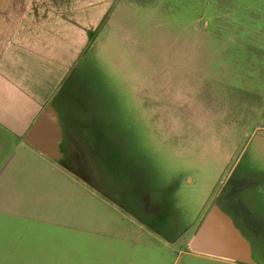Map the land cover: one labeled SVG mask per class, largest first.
Here are the masks:
<instances>
[{
  "label": "rangeland",
  "instance_id": "obj_1",
  "mask_svg": "<svg viewBox=\"0 0 264 264\" xmlns=\"http://www.w3.org/2000/svg\"><path fill=\"white\" fill-rule=\"evenodd\" d=\"M114 5L105 34L144 87L143 103L129 107L131 136L142 144L144 185L168 192L184 215L170 229L176 240L17 147L18 159L0 170V264H9L10 250L11 264H173L206 200L230 216L234 205H246L263 221L254 228L264 236V159L249 152L255 135L264 154V0ZM155 139L164 141L159 150ZM250 172L256 183L238 185ZM242 232L256 264H264V245Z\"/></svg>",
  "mask_w": 264,
  "mask_h": 264
},
{
  "label": "flooded vegetation",
  "instance_id": "obj_2",
  "mask_svg": "<svg viewBox=\"0 0 264 264\" xmlns=\"http://www.w3.org/2000/svg\"><path fill=\"white\" fill-rule=\"evenodd\" d=\"M114 6L108 16L95 26L78 21L85 39L82 45H78L76 56L62 65L61 79L46 101L38 104L29 129L44 108L55 100L63 128L60 143L63 165L59 167L146 227L156 230L164 239L175 241L170 229L173 230L174 225L184 220V215L174 210L168 200V192L161 189L153 192L144 185L147 174L143 170L141 143L131 136L129 107L133 109L136 103L138 106L143 103L145 95L141 90L144 87L141 82L131 79L127 64L112 49L111 40L105 34V29L111 26ZM142 108L146 115L150 114L148 108ZM154 141L158 150L161 149L164 141ZM256 141L253 135L249 152L264 159V154L257 151ZM233 168L235 171L237 165ZM261 174L259 183L264 184V171ZM257 178L256 173L250 172L237 184L250 186L256 183ZM209 202H202L194 222L200 220L201 223L215 201ZM246 207L234 205L232 218L242 230L250 226L249 230L245 229L248 235L254 236V226L257 223L263 225V221L258 222L259 218L250 216L252 211Z\"/></svg>",
  "mask_w": 264,
  "mask_h": 264
},
{
  "label": "crops",
  "instance_id": "obj_3",
  "mask_svg": "<svg viewBox=\"0 0 264 264\" xmlns=\"http://www.w3.org/2000/svg\"><path fill=\"white\" fill-rule=\"evenodd\" d=\"M116 2L0 0V170L8 161L18 159L14 152L20 147L23 153L65 171L30 146L25 135L38 104L46 101L61 79L62 65L76 56L85 39L78 21L95 26ZM4 256L11 264L15 251ZM173 264L244 263L185 248L175 250Z\"/></svg>",
  "mask_w": 264,
  "mask_h": 264
},
{
  "label": "water",
  "instance_id": "obj_4",
  "mask_svg": "<svg viewBox=\"0 0 264 264\" xmlns=\"http://www.w3.org/2000/svg\"><path fill=\"white\" fill-rule=\"evenodd\" d=\"M62 120L56 101H51L25 135V141L42 155L62 166L60 143L63 138ZM264 129V122H263ZM195 253L256 264L251 241L232 216L218 202H213L188 243Z\"/></svg>",
  "mask_w": 264,
  "mask_h": 264
},
{
  "label": "trees",
  "instance_id": "obj_5",
  "mask_svg": "<svg viewBox=\"0 0 264 264\" xmlns=\"http://www.w3.org/2000/svg\"><path fill=\"white\" fill-rule=\"evenodd\" d=\"M247 230H249L250 229V226L249 227H245ZM254 234H255V237L257 238V240L262 244V245H264V236H263V234L262 233H258L257 231L255 232L254 231ZM187 250H190L189 249V246L187 245Z\"/></svg>",
  "mask_w": 264,
  "mask_h": 264
}]
</instances>
